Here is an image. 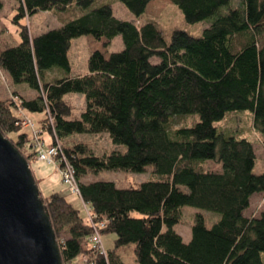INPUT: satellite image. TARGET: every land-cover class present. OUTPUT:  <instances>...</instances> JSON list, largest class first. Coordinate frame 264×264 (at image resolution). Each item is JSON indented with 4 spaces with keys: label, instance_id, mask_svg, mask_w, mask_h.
<instances>
[{
    "label": "trees",
    "instance_id": "obj_1",
    "mask_svg": "<svg viewBox=\"0 0 264 264\" xmlns=\"http://www.w3.org/2000/svg\"><path fill=\"white\" fill-rule=\"evenodd\" d=\"M17 1L12 21L19 25V42L0 46V69L36 95L0 100V132L29 163L37 149L24 154L21 148L33 147L35 137L18 124L28 119L36 138L43 131L51 136L57 168L73 171L79 207L68 200L67 189L46 196L39 191L62 264H126L121 255L130 245L135 264H264V211L245 216L254 195L264 196V173H253L257 156L248 138L214 125L227 113L246 111L264 135V0H240L226 14L219 10L231 0H169L187 23L212 20L200 36L173 30L169 39L155 22L119 20L109 4L94 7L95 0ZM118 1L139 21L153 0ZM39 11L76 13L61 27L31 36L19 19ZM82 35L97 41L120 35L123 49L107 57L92 52L87 73L70 76L68 50ZM153 57L159 62L152 63ZM70 93L84 95L79 117H72L74 107L65 99ZM25 112L44 113L39 127ZM189 115L199 121L176 126V118ZM103 133L125 151L99 156L86 142L67 141ZM209 161L221 169H206ZM147 166L156 177L137 187L85 180L89 173H142ZM33 177L38 187L42 178ZM185 206L220 219L207 227L196 216L185 243L173 230ZM92 224L100 240L114 236L106 248L101 240L103 252L89 242Z\"/></svg>",
    "mask_w": 264,
    "mask_h": 264
},
{
    "label": "rangeland",
    "instance_id": "obj_2",
    "mask_svg": "<svg viewBox=\"0 0 264 264\" xmlns=\"http://www.w3.org/2000/svg\"><path fill=\"white\" fill-rule=\"evenodd\" d=\"M2 1L3 7L0 10V46L1 48H5L8 46H15L19 42V25L12 21L14 15L18 11L19 3L17 0ZM239 2L240 0H231L228 6L220 8L219 14H226L229 9L239 7ZM103 4H109L112 8L113 16L119 20L134 22L137 26L144 24L148 20L155 22V25L163 32L166 39H169V35L173 30H182L193 36H200L212 22V20H203L193 24L185 22L181 11L169 0H154L150 2L146 7L144 16L139 21H135L133 14L118 0L94 1V7H98ZM75 13V11H39L29 17L19 19V21L28 26L27 29L31 36H37L48 30L61 27L70 19L74 18ZM261 40L264 41V33ZM122 49L123 42L120 35L115 36L111 40L101 39L100 41L95 40L91 35H82L72 39L67 54L70 63V76L84 75L87 73V60L92 52L100 51L105 57H107L110 53L119 52ZM150 60L152 63L159 62V59L156 57H153ZM57 75L62 77L65 73L60 70L57 72ZM14 89L27 99L34 98L36 95V92L29 88L26 84H15L9 74L0 69V100L8 98V90ZM65 99L74 107L72 117H79L81 112L85 109L84 95L70 93L65 96ZM18 113L22 116L20 112ZM25 113L28 115L29 119L31 118L35 122L34 125L39 127V120L44 118V113ZM198 121V116L189 115L176 118L175 124L176 126L183 125L190 127L193 123ZM18 124L19 127L22 130H25L26 133H32L33 135V130L30 125H21L20 122ZM214 125L218 130L226 133L232 131L235 134H237V132H241L242 136L248 138V140L252 143L257 156L253 173L256 175L264 173V148L260 145V141L264 139V135L253 128L251 113L246 111L227 113L221 121L215 122ZM42 136L43 137H38L34 140L33 147L28 148V145L22 147L21 150L23 153H32V151H34L33 148L36 149L39 146L41 148L43 147V149H47L52 143V138L47 131H43ZM8 137L10 139H15L14 134H10ZM71 137L73 139H68V142L73 140L76 142H86L95 155L100 156L102 154L110 153L113 150H118L121 153L125 151L124 146L113 145L108 134L105 133L95 135L75 134ZM40 143H43V146ZM52 159V162L39 160L36 154L35 158L29 161V166L33 175L36 178H42L38 184L39 191L42 196H46L52 191L67 189V191L71 194L68 196V200L73 205L79 207L80 204L77 198V196L79 197L78 188L73 187L70 190L64 182V178L66 175L68 176L70 172L67 171L68 166L58 169L55 158L53 157ZM205 168L209 170H220L221 166L209 161L205 165ZM155 177L156 176L153 174V167L147 166L146 170L142 173H131L126 171H101L98 173H89L85 180L86 182L110 181L119 188H127L137 187L142 182L154 180ZM60 178L61 183H63L64 186L60 183ZM181 190L186 192L184 187H181ZM261 211H264V196L261 194H255L249 210L245 212V216L248 217L253 215L257 217ZM181 212V222L175 225L173 230L182 237L185 243H188L190 240L191 226L194 224L196 216H202L207 227H210L213 223L220 219V215L217 213L204 211L190 206L183 207ZM113 239L114 236L112 234H107L101 237L105 248L112 243ZM122 256L127 264H131V261H134L133 245H130L126 249V254H122ZM262 258L264 262V254L262 255Z\"/></svg>",
    "mask_w": 264,
    "mask_h": 264
},
{
    "label": "water",
    "instance_id": "obj_3",
    "mask_svg": "<svg viewBox=\"0 0 264 264\" xmlns=\"http://www.w3.org/2000/svg\"><path fill=\"white\" fill-rule=\"evenodd\" d=\"M0 264H62L29 163L1 132Z\"/></svg>",
    "mask_w": 264,
    "mask_h": 264
},
{
    "label": "built area",
    "instance_id": "obj_4",
    "mask_svg": "<svg viewBox=\"0 0 264 264\" xmlns=\"http://www.w3.org/2000/svg\"><path fill=\"white\" fill-rule=\"evenodd\" d=\"M27 121H28V119H24L20 123H21V125H30L31 129L33 130V135L36 139V136L38 135V131L33 129V125L30 123V121H28V122ZM41 145L43 146V143ZM37 148H38L37 156H38L39 160H47V161L52 162V160H53L52 158L55 157L57 154V148L55 146H53L52 144H50L47 149H43V147L41 148L40 146ZM67 171H70V172H69V175L68 176L66 175V177L64 178V182L68 186V188L71 190V188L76 187V184L74 181L73 171L71 170V168L68 167ZM85 211L87 213V218L91 222V216L89 214L88 208H86ZM92 226H93L94 230L89 237V242L93 245V247L100 248L103 252V249L101 247V240H100V234L98 232V229H96L93 224H92Z\"/></svg>",
    "mask_w": 264,
    "mask_h": 264
},
{
    "label": "crops",
    "instance_id": "obj_5",
    "mask_svg": "<svg viewBox=\"0 0 264 264\" xmlns=\"http://www.w3.org/2000/svg\"><path fill=\"white\" fill-rule=\"evenodd\" d=\"M154 1V0H153ZM152 2V1H151ZM9 91V94H8V98L10 97H13V93H18L17 90H8ZM19 94V93H18ZM20 96H23L21 94H19ZM28 117V116H26ZM31 119V118H30ZM43 137V136H42ZM253 198L251 199V202H252ZM250 206H251V203H250ZM250 208V207H249ZM122 254H125L124 252ZM122 259H123V256L121 255ZM123 261L127 264V262L123 259ZM131 264H135V261H131Z\"/></svg>",
    "mask_w": 264,
    "mask_h": 264
}]
</instances>
